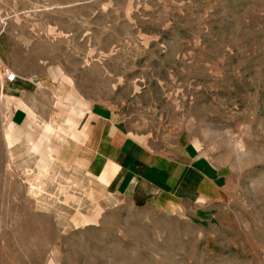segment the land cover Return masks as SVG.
<instances>
[{"label":"rangeland","instance_id":"obj_1","mask_svg":"<svg viewBox=\"0 0 264 264\" xmlns=\"http://www.w3.org/2000/svg\"><path fill=\"white\" fill-rule=\"evenodd\" d=\"M0 34L14 82L60 77L30 113L0 94V264H264V0H0ZM89 113L191 139L224 197L104 194L72 168Z\"/></svg>","mask_w":264,"mask_h":264},{"label":"crops","instance_id":"obj_2","mask_svg":"<svg viewBox=\"0 0 264 264\" xmlns=\"http://www.w3.org/2000/svg\"><path fill=\"white\" fill-rule=\"evenodd\" d=\"M2 35L0 73L8 68V42ZM49 72L46 70L26 77L15 72L16 81L3 86V93L20 99L22 112L35 111L29 95L44 89L52 91V86L57 87L60 81L59 76L53 73L51 77ZM86 118H90L91 122L85 126L79 143L81 155L72 168L83 169L104 194L122 195L136 204L165 198V203L175 209L205 207L224 197L225 188L220 174L191 139L174 146L150 147L142 138L128 132L118 120L113 122L103 115L94 117L92 113ZM71 137L68 143L72 141V144L63 159L64 163L68 161L77 138L75 135Z\"/></svg>","mask_w":264,"mask_h":264},{"label":"bare ground","instance_id":"obj_3","mask_svg":"<svg viewBox=\"0 0 264 264\" xmlns=\"http://www.w3.org/2000/svg\"><path fill=\"white\" fill-rule=\"evenodd\" d=\"M3 92V86H2V88L0 89V94ZM0 97H1V95H0ZM10 137L11 136H9L8 134L6 135V140H7V142L9 141L10 142ZM12 141V140H11ZM47 141H49V139H46V138H44L43 140H39L36 144H33V148L34 149H36L37 151H41L42 149H41V147H42V144L44 143V142H47ZM11 146V143H9V147ZM53 149V148H52Z\"/></svg>","mask_w":264,"mask_h":264},{"label":"built area","instance_id":"obj_4","mask_svg":"<svg viewBox=\"0 0 264 264\" xmlns=\"http://www.w3.org/2000/svg\"><path fill=\"white\" fill-rule=\"evenodd\" d=\"M2 75L7 83H12L15 80V75L8 68L2 70Z\"/></svg>","mask_w":264,"mask_h":264}]
</instances>
